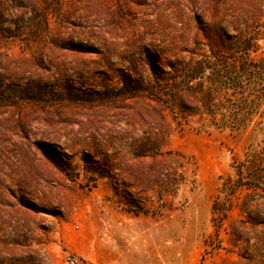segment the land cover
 I'll return each mask as SVG.
<instances>
[{
    "label": "rangeland",
    "instance_id": "rangeland-1",
    "mask_svg": "<svg viewBox=\"0 0 264 264\" xmlns=\"http://www.w3.org/2000/svg\"><path fill=\"white\" fill-rule=\"evenodd\" d=\"M263 65L264 0H0V264H264Z\"/></svg>",
    "mask_w": 264,
    "mask_h": 264
},
{
    "label": "built area",
    "instance_id": "built-area-1",
    "mask_svg": "<svg viewBox=\"0 0 264 264\" xmlns=\"http://www.w3.org/2000/svg\"><path fill=\"white\" fill-rule=\"evenodd\" d=\"M66 263L67 264H83V262L77 258V257H74V256H66Z\"/></svg>",
    "mask_w": 264,
    "mask_h": 264
},
{
    "label": "trees",
    "instance_id": "trees-1",
    "mask_svg": "<svg viewBox=\"0 0 264 264\" xmlns=\"http://www.w3.org/2000/svg\"><path fill=\"white\" fill-rule=\"evenodd\" d=\"M241 50L243 51V48ZM244 50L246 51L247 49L244 48ZM261 69L264 71V65H263V67Z\"/></svg>",
    "mask_w": 264,
    "mask_h": 264
}]
</instances>
